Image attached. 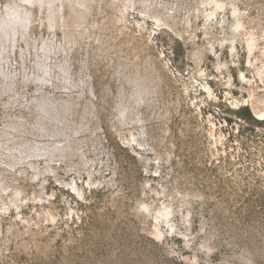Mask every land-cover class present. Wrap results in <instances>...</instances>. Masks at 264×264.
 Returning a JSON list of instances; mask_svg holds the SVG:
<instances>
[{"label":"rangeland","instance_id":"rangeland-1","mask_svg":"<svg viewBox=\"0 0 264 264\" xmlns=\"http://www.w3.org/2000/svg\"><path fill=\"white\" fill-rule=\"evenodd\" d=\"M11 1L13 0H0V7L6 9ZM18 1L30 8L33 23L28 35L31 34L37 45L41 43L39 46L42 47L43 39L46 41L49 37L52 38L53 33L58 44L60 39L63 42L64 30L61 27L51 28L46 18L49 10L38 4ZM83 1L90 4L89 10H84L89 29L81 37L76 33L79 44L70 58L72 70L78 74L81 58L89 59L90 69L87 73L92 78V92L87 89L80 95L79 91H73L72 96H80L82 105L79 106L78 112H83V104L91 101L89 104L93 105L90 113L93 123L87 126L88 129L82 130L83 135H76L87 140L88 145L83 149L87 158L97 159L93 177L101 180H111L114 177L118 184L114 188L107 187L106 184L90 188L85 171L83 178L79 179L75 172L67 174L66 162L50 161L58 168L59 178L69 181L77 177L76 181L79 180L80 186H83L82 179L85 180V198H81L69 186L59 185L52 175L46 174L42 179L35 181L30 178V167L27 174H22L19 171L7 172V167L0 165V172L3 171L8 176L14 173L13 178H10L14 179V184L23 187L22 197L26 195L31 198L35 191H41L40 186L46 178L45 194H54L43 203L30 199L23 201L24 204L19 210L12 206L7 214L0 212V237L7 239L6 242L0 243V264H208L207 257H210L213 264L220 263L225 257L239 264L241 259L236 255V251L241 253L245 248L254 251L255 264H264V120L258 119L252 109L242 101L243 98L249 97V92L240 88V71H244L248 77H252L251 79L254 77L253 83L258 88H264V83L260 81L255 67L248 63L249 51L246 43L238 39V55L233 56L229 43L222 47L218 40L214 39L217 42L215 53L219 52L220 60L229 64L232 61L230 72L224 67H219L220 70L216 67L218 58L209 46V39L213 41V38L207 33L210 32L208 25H214L211 32L216 29L214 33L218 36H224L225 33L219 23L206 22L205 13L196 16V12L191 11V33L194 35L185 42L170 29L157 25L151 17L144 19L137 9L128 8L126 19L121 20L122 9L125 11L123 0ZM235 2L246 12V19H254L257 26H264V0ZM195 3L198 4L199 0H194L192 4ZM65 4L67 6L64 11L69 18L71 7L68 6V1ZM192 4H183L184 10ZM138 6L143 7V4L139 3ZM222 11L217 15L219 20H222L221 17L226 13L228 21H234L232 8ZM179 15L185 18L183 10ZM228 34H232L230 26ZM20 41L24 46L23 40ZM261 42L264 44L263 38ZM198 50L204 52V56L200 55L203 61L201 66L205 67L212 77L203 78L198 74L197 62L191 54L192 51ZM18 51L19 49L16 50L17 58L13 59L12 66H20L22 71L23 62ZM29 60L28 58L27 66L32 64ZM120 63H127L130 69H139L144 74L149 71L153 75L152 84L155 85V97L158 99L157 110L160 108L164 113L168 110L171 112L169 126L172 127L173 136L176 138L175 155L171 163L164 161L165 163L158 164L154 152L146 154V157H152L153 160L150 172L146 171V164L141 158L125 145L112 123L113 113L117 112L116 108H113L117 101L115 95L119 89V81L114 79V74H117L115 70L121 69ZM29 71L31 72V69ZM221 73L227 78L229 74L233 75V88L220 79ZM206 81L213 93L204 89ZM30 83L28 86H23L22 83L19 85L28 98L40 94L35 91L34 84ZM188 83L192 85L190 91L186 89ZM88 84L86 87H89ZM49 90V96L67 95L64 90L52 87L48 92ZM6 98L0 97V134L6 127L5 123L13 122L12 119L19 120L21 116L27 119L23 129L34 130L30 111L25 106L12 107L6 103ZM74 110L73 112H76ZM81 115L82 113H72L67 119L73 120V125L76 126L82 120ZM160 122L157 120L154 126L149 125L150 123L147 125L151 129ZM153 130V134L157 136L160 130L158 127ZM70 133L74 132L70 129ZM27 136L30 135L24 134V137ZM53 139L42 138L43 141ZM136 148L141 151L139 146ZM42 160L39 165L43 168L45 164ZM106 161L109 164L108 170L104 166ZM88 167L92 168V164ZM158 167H161V174H155ZM177 184L183 192L188 189L204 195V198L196 199L190 223L182 218L179 211L174 218L182 230L190 229V233L195 236L193 244L189 247L186 238L177 233L168 232L164 239L160 240L145 230V222L154 230V219L141 217L136 210V203L142 199L155 206L162 201H171L170 193L174 194ZM162 185L165 186L164 189ZM156 191H164L165 194H157ZM1 192L0 203L3 199L9 202L8 194ZM175 202V205H179L177 200ZM41 210H45V213L51 210L55 220H48L46 214L39 217ZM19 214L31 219V229L28 232L25 231L27 224ZM203 216L208 220L204 229ZM162 228L165 231L170 230L166 223H163ZM210 231H214L216 235L211 241L215 249L209 254L206 249H201V243ZM195 254L199 259L197 263L193 257Z\"/></svg>","mask_w":264,"mask_h":264},{"label":"bare ground","instance_id":"bare-ground-1","mask_svg":"<svg viewBox=\"0 0 264 264\" xmlns=\"http://www.w3.org/2000/svg\"><path fill=\"white\" fill-rule=\"evenodd\" d=\"M22 1H26L27 3L32 5L38 4L43 9L49 10L46 18L48 19L50 27L54 29L57 27H61L64 30L65 36L63 42L62 39H60V43L58 44V40H54L56 36L55 33H53L54 36L52 38L49 37L46 41L45 39H43L44 43L41 47L39 46V44L41 43H38L37 45L35 39L31 36V34L28 35V30H31L30 26L33 23V20L30 16L31 11L29 7L20 3L18 0L9 2V4L6 6V9L0 7V97L6 96L8 98H6V103L10 104L14 108H16L17 106H25L30 111L29 115H31L32 117L34 127V130L30 128L23 129V127L26 126L27 122L26 117L23 116H21L19 120L12 119L14 120L13 122L6 121V127L2 129V133L0 134V165H5L7 167L5 171L7 172L12 173L15 171H19V173L22 174H27L30 167L32 169V172H30V178L31 180L35 181L40 179L42 176L44 177L46 174L52 175L59 185L64 184L65 186H69L81 198H85V180L82 179L83 186H80L78 183L79 180L76 181L77 177H74L72 179L70 178L71 180L69 181H67L65 178H59V173L57 171L58 168H55L56 165L54 166L53 163H50V161L57 163L66 162L67 174L69 172H75L78 174L79 179L83 178L82 175H84L85 171V173L88 174L87 184L90 188H92V186H103L104 184H106L107 187L112 186V188H114L118 184L114 177L111 178V180H101L93 177L95 172L93 168L97 163V159L87 158V155H85V151H83L84 147L88 145L87 140L83 137H77L76 135L83 132L84 129H88L87 126L90 125V123L93 121L90 115L93 107L92 104H89L91 101H86V103L83 104V112H81L82 110L78 112L79 106L82 105L79 98L80 96H72L73 91H79L78 93H80V95H83V92L87 91V89L88 91L92 92V78L90 77L91 75L87 73V70L90 69L88 67L89 59H82L83 57L81 58L80 72L78 74V72L75 73V71L72 70L73 67L71 65L70 58L71 53L75 50L74 48L79 44L76 33L81 37L83 34H85V31H88L89 29V26L86 25L85 11L89 10L90 4L88 2H84L83 0ZM66 1H68V6L71 7L69 18L64 11L65 6H67V4H65ZM193 1L194 0H187L186 2H183L182 0H178V2H176V0H123L125 11L124 9H122L123 14L121 20L126 19L128 8L137 9L144 16V19H146L147 17H151L156 21L157 25L165 26V28L170 29L180 38L184 39L185 42H188V39H191L194 35L191 33L193 27V18H191L190 16L191 11L194 10L196 12V16L200 15L203 12L206 14V22H208L209 24L213 21L216 24L219 23L225 33L224 36H218L216 33H214L216 29L214 30V32H211L212 29H214V25H208V28H210V32L207 33L209 35H212L213 38V41L209 39V46H211L212 52H216L217 42H219V45L222 47L225 46L226 43H229L231 46V49H229L231 50L230 52H232V55H238L236 44L238 43V39H241L246 43L248 47V63L251 66L253 65L255 67L260 81L264 83V44L261 42L262 38L264 39V26H257L256 20L254 19H246V12H243V10L239 8L235 0H199L198 4H192ZM139 3H142L143 7H139ZM183 4L192 5L190 8L184 10ZM228 8H232L231 14L233 15L234 21L229 22L226 13L223 14V17H221L222 20H219L217 16L218 12H220L221 10H223L222 12H225ZM182 10L185 14L184 19L179 15V12H181ZM229 26L231 27L232 33L230 35L228 34ZM87 38L89 39L88 36ZM214 39L218 41L215 42ZM20 40H23L22 43L25 44V47L20 44ZM17 49H19L18 52L21 53L20 55L22 57L24 68L22 71L20 70V66H17L16 68H14V65L12 66L13 59L15 60V58H17ZM218 53H215V56H217L218 58V65L216 67H220L221 69L222 67H224L227 71L230 72V64L232 63V61L230 64L227 61L223 63L220 60V54ZM191 54L197 62L198 74L203 78H207L210 76L212 77V74L208 70H206L205 67L203 68L201 66V62L203 61L200 55L204 56V52L198 50L197 52L192 51ZM28 58L30 59V63H32L29 66L26 65ZM233 63L235 64V58L233 59ZM119 65L121 69L119 67V71L115 70V73H117L118 75L114 74V79L119 81V89L117 91L118 94L115 95L117 101H115V107L113 108H116L117 112L113 113L114 115L112 123L113 126L116 127V129L119 131V134L124 140L125 145L131 148L135 152V154L139 158H141V160L146 164V171L150 172V165L152 164L153 160L152 157H146V154L154 152L156 155L155 161L158 164H161L164 161L166 163H171L175 155L174 148L177 145L176 138L175 136H173L174 131L172 130V127L169 126V123L171 121V112L168 110L166 113H164L163 111H160V108L157 110L158 99L155 97V85L152 84L154 82L153 75L149 71L144 74L140 72L139 69H130L129 64L127 63H120ZM29 69H31V72L29 71ZM232 76L233 75L229 74V77L227 78L224 73H221L219 75L220 79H222L223 82L230 88H233L235 86V82L233 81L234 79L232 78ZM251 78L252 77H248V75L245 74L244 71H240V81L242 84L240 88L245 89L247 90V92H249V97L243 98L242 101H244V104L248 105L252 109L254 115L258 119L264 120V88H258L253 83L254 77L253 79ZM30 82L34 84V87L36 88L35 91L40 92L39 95L41 96L37 94L28 98L26 96V92L24 90L21 91L23 88H20V83H22L23 86H28V83ZM87 84L89 85V87H86ZM191 86L192 85L188 83L186 89L190 91ZM51 87L53 89H60V91L64 90L63 92H66L65 94L67 95H61L60 97H58L57 95L49 96V94L51 93L50 90L48 92V89ZM204 89H206L209 93H213L212 88L207 81L204 85ZM103 91L105 92V89ZM74 109L76 110V112H73ZM69 112L82 113V120L79 121L76 126L73 125L75 123L73 122V120L67 119L68 115L72 114ZM155 120L161 121L158 126H155L160 130L157 136L153 134V128L155 127L150 129L147 125V123H150L149 125L154 126V123L156 122ZM131 125L134 126L131 127ZM67 126L69 127V129H66ZM70 129L74 132L73 134H69ZM24 134H29L30 136L24 137ZM48 137L55 139H53L52 141L42 140V138ZM22 138L25 139L22 140ZM136 145L140 147L141 151L137 150ZM157 146H160L161 148H157ZM40 160H42L45 164L43 168L39 165ZM90 163L92 164V168L88 167ZM19 166L21 167L19 168ZM104 166L108 170V162ZM172 172L174 171L172 170ZM11 173L9 174L11 175ZM156 173L161 174V167L155 169V174ZM13 175L8 176L5 174V172H0V192L2 191L8 194L9 200L8 202L3 199V201L0 203V212L2 214H7L11 210L12 206L15 207L16 210H19L24 204L23 201L31 199L34 202L43 203L45 200H49L46 198L54 196V194H52L51 196L45 194L46 187L44 181L47 180L46 178L40 186L41 191H35L31 198L30 196L28 197L26 195L22 197L24 189L22 186L14 184V179L10 178H13ZM162 188L164 189L165 186L162 185ZM164 191H166V189ZM164 191L156 192L157 194L162 195L165 194ZM170 195H172V197H170V199H172L171 201H162L157 206L147 202L146 199H142L140 202L138 201L136 203L137 213L141 217H144L146 219L148 217H153L154 230H151L149 228L147 222L144 223V229L148 230L150 233H153L158 239H164L166 233L168 232L177 233L186 238L187 245L189 247L193 244L195 236L190 233V229L182 230L179 227L180 225H177L178 223L174 218L179 211L182 218H184L187 223H190L192 221V215L194 214V204L197 202L196 199H202L204 198V195L202 193L188 189L183 192L178 187V184L174 194L172 192L170 193ZM175 200L178 201L179 205H175V203H177L175 202ZM41 211L42 213L37 212L39 217H42L44 214H46L48 220H55V215L51 210L47 213H45V210ZM184 213H186V216H184ZM19 217L22 219V221L26 222L27 227L25 231L28 232L29 229H31V219L22 216L21 214H19ZM207 222L208 220L206 218L204 219V221H202L203 229L207 226ZM163 223H166L167 226L170 227V230H163ZM215 235L216 233L214 231H210L201 243V249H206L209 254L215 249V246L211 242ZM6 241L7 239H3V237H0V243ZM236 255L241 259V262L239 264H255V253L251 248H245L241 251V253H238L236 251ZM193 257L195 263H197L199 260L198 256L195 254ZM207 263L213 264L210 257H207ZM218 264L236 263L231 262L228 258L225 257Z\"/></svg>","mask_w":264,"mask_h":264}]
</instances>
